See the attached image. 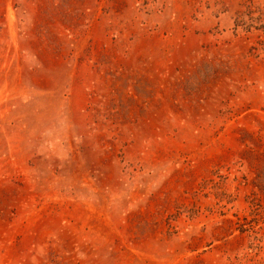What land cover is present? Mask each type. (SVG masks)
I'll list each match as a JSON object with an SVG mask.
<instances>
[{
  "label": "rangeland",
  "instance_id": "obj_1",
  "mask_svg": "<svg viewBox=\"0 0 264 264\" xmlns=\"http://www.w3.org/2000/svg\"><path fill=\"white\" fill-rule=\"evenodd\" d=\"M0 264H264V0H0Z\"/></svg>",
  "mask_w": 264,
  "mask_h": 264
}]
</instances>
